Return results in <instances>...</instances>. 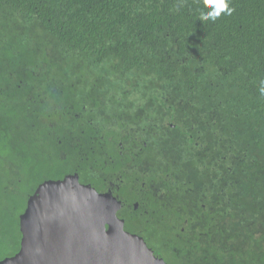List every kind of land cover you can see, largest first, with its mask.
Wrapping results in <instances>:
<instances>
[{
    "label": "trees",
    "instance_id": "trees-1",
    "mask_svg": "<svg viewBox=\"0 0 264 264\" xmlns=\"http://www.w3.org/2000/svg\"><path fill=\"white\" fill-rule=\"evenodd\" d=\"M226 2L230 14L203 21L201 11L211 10L203 0H0V56L7 64L28 60L39 74L68 75L71 92L82 87L79 77L95 74L132 115L152 118L164 95L170 112L196 104V121L211 119L207 127L225 137L228 152V223L212 221L206 232L228 230L227 240L236 239L207 251L227 247L228 264L257 253L264 264V0ZM211 191L222 215L220 179ZM5 214L0 260L18 251L21 237L19 222L16 238ZM187 241L180 256L193 252Z\"/></svg>",
    "mask_w": 264,
    "mask_h": 264
},
{
    "label": "flooded vegetation",
    "instance_id": "flooded-vegetation-1",
    "mask_svg": "<svg viewBox=\"0 0 264 264\" xmlns=\"http://www.w3.org/2000/svg\"><path fill=\"white\" fill-rule=\"evenodd\" d=\"M3 59L0 147L11 150L3 160L16 184L33 188L25 207L39 185L73 175L116 199L125 230L141 237L166 263L228 264L227 247L207 250L236 239L227 240L228 230L206 232L212 221L222 222L221 227L228 223L222 187L229 169L227 145L225 137L219 140L207 127L211 119L196 121V104L170 112L164 95L152 118L142 111L132 115L128 108L116 107V90L95 74L87 81L79 77L82 87L71 92L68 75L39 74L28 60L7 64ZM218 179L222 215L211 207L210 190L217 188ZM187 240L193 252L180 256L177 249ZM258 263L257 253L239 259V264Z\"/></svg>",
    "mask_w": 264,
    "mask_h": 264
},
{
    "label": "water",
    "instance_id": "water-1",
    "mask_svg": "<svg viewBox=\"0 0 264 264\" xmlns=\"http://www.w3.org/2000/svg\"><path fill=\"white\" fill-rule=\"evenodd\" d=\"M119 209L76 176L46 181L19 216V251L0 264H168L125 230Z\"/></svg>",
    "mask_w": 264,
    "mask_h": 264
},
{
    "label": "rangeland",
    "instance_id": "rangeland-1",
    "mask_svg": "<svg viewBox=\"0 0 264 264\" xmlns=\"http://www.w3.org/2000/svg\"><path fill=\"white\" fill-rule=\"evenodd\" d=\"M0 153L2 155L0 156V216L4 212L8 214L9 217L6 220L11 222L14 237L19 238V234H17L19 216L25 210V201L33 188L31 184L17 185L13 174L8 172L3 155L9 157L11 150L0 147ZM8 209H11V211H7ZM1 227L0 225V231ZM1 238L2 236L0 235ZM8 252H12V249L8 250Z\"/></svg>",
    "mask_w": 264,
    "mask_h": 264
},
{
    "label": "clouds",
    "instance_id": "clouds-1",
    "mask_svg": "<svg viewBox=\"0 0 264 264\" xmlns=\"http://www.w3.org/2000/svg\"><path fill=\"white\" fill-rule=\"evenodd\" d=\"M203 5L211 10H202L200 19L203 21L216 20L222 12L230 14L232 9L228 6L226 0H203ZM261 95H264V82L260 89Z\"/></svg>",
    "mask_w": 264,
    "mask_h": 264
}]
</instances>
